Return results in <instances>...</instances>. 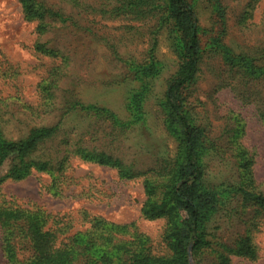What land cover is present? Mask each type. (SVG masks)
<instances>
[{
    "label": "rangeland",
    "instance_id": "obj_1",
    "mask_svg": "<svg viewBox=\"0 0 264 264\" xmlns=\"http://www.w3.org/2000/svg\"><path fill=\"white\" fill-rule=\"evenodd\" d=\"M35 1L51 16L25 19L18 0H0V103L9 111L5 117L31 120L33 111L48 110L42 104L50 100L71 101L58 134L37 152L59 141L60 148L68 132L75 150L60 153L66 156L62 170L32 169L18 179L5 163L0 203L44 211L46 227L57 231L56 245L98 217L127 225L148 238L152 253L165 254V220L145 218L141 207L144 178L182 158L165 98L185 60L172 19H159L160 10L146 17L108 11L128 0ZM191 1L201 35L197 70L176 92L199 135L202 180L222 188L249 182L264 194V0ZM51 79L53 91L47 88ZM15 127L8 132L18 133ZM98 152L111 157L108 163L96 161ZM116 163L131 167L133 176H119ZM246 166L252 179L242 176ZM216 194L231 201L221 189ZM263 218L251 227L243 215L216 230L231 245L237 234H248L255 247L251 258L231 254L229 264H264ZM26 255L24 249L17 253ZM0 264H12L1 243Z\"/></svg>",
    "mask_w": 264,
    "mask_h": 264
},
{
    "label": "trees",
    "instance_id": "obj_2",
    "mask_svg": "<svg viewBox=\"0 0 264 264\" xmlns=\"http://www.w3.org/2000/svg\"><path fill=\"white\" fill-rule=\"evenodd\" d=\"M18 2L25 19L51 16L35 0ZM158 10L162 12L159 19L165 20V16L172 19L173 31L177 33V47L185 55L183 69L169 83L165 94L166 104L179 135L182 158L174 165L159 164L154 169L158 172L145 177L143 181L146 199L141 212L147 219L165 220L162 239L166 253H152L146 236L130 231L127 225L105 222L98 217L89 219V228L73 233L56 245L57 231L46 227L49 215L44 211L0 203L1 249L12 264H190L188 247L195 264H205L208 258L211 260L207 264H229L231 254L249 258L254 256L255 247L248 234H237L231 245L222 241L216 230L223 229L224 224L233 226V221L240 220L243 215L247 217L248 226H255L258 219L264 217V194L250 187L249 182L245 185H225L223 188L204 184L203 168L197 159L199 135L184 116L177 101L176 91L190 81L197 70L201 35L192 1L128 0L123 6H115L108 11L146 17L156 15ZM47 88H51L50 91L56 88L53 79L47 83ZM1 103L0 167L7 163L9 176L16 179L28 175L32 169L62 170L66 156L61 157L60 153L70 154V151L75 150V143L69 140V132L65 133L68 141H62V144L66 143L65 149H62V144L59 148V141L51 150L37 151L44 143L56 137L65 112L72 109L74 103L50 100L49 104H42L48 108L46 112L42 109L38 114L37 110L35 112L31 108L36 116L31 120L17 118L14 113L11 117H5L4 113L9 111L6 112V104ZM9 125L16 126L18 133L8 132ZM105 156L106 153L98 152L95 155L96 161L108 163L111 157L108 155L106 159ZM116 168L119 176L131 177L134 174L133 169L126 164L116 163ZM244 169L243 178L252 179L249 166ZM4 176H0V182ZM218 189L224 192V196L228 195L231 201L218 199ZM248 206L253 208L252 213ZM20 249L27 253L25 257H17Z\"/></svg>",
    "mask_w": 264,
    "mask_h": 264
}]
</instances>
